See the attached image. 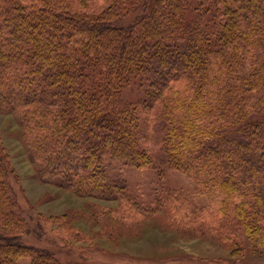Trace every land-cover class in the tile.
I'll use <instances>...</instances> for the list:
<instances>
[{"label":"trees","instance_id":"16d2710c","mask_svg":"<svg viewBox=\"0 0 264 264\" xmlns=\"http://www.w3.org/2000/svg\"><path fill=\"white\" fill-rule=\"evenodd\" d=\"M100 1L0 0V112L37 179L87 201L52 221L107 228L130 216L125 204L164 231L218 239L232 258L264 249V0ZM148 137L204 205L166 188ZM132 171L158 173L132 188ZM12 174L0 141V264H82L23 240L45 223L31 229Z\"/></svg>","mask_w":264,"mask_h":264},{"label":"rangeland","instance_id":"374dc122","mask_svg":"<svg viewBox=\"0 0 264 264\" xmlns=\"http://www.w3.org/2000/svg\"><path fill=\"white\" fill-rule=\"evenodd\" d=\"M91 1L89 9L97 11L103 7L100 0ZM141 11L142 8L137 9L125 22L132 21L136 15L142 13ZM132 95L130 89L126 90L123 93L122 101L124 103L131 102ZM151 116L150 111L145 115V119L152 125ZM150 131L143 130V138ZM0 141L11 160L13 174L10 181L20 211L29 220L31 229L36 228L39 221L45 223L41 230L42 237L37 238L36 231L35 234L25 235L23 240L28 244L56 252L62 262L72 261L82 264H234L233 262L237 263L241 256L245 260V264H264V249L252 250L245 244L244 252L238 253L232 258L230 248L218 239L164 231L153 219L136 214L129 205L125 204H123V212L130 213V216L110 222V226L107 228L100 224L92 225L88 220L81 218L70 222L65 228L52 220L57 216L66 215L69 211L84 209L86 199L79 198L69 191L44 184L37 179L34 167L23 149L20 129L16 121L12 115L1 112ZM143 144L155 156L156 167L163 168L166 188L181 189L194 203L205 204L204 197L194 194L192 180L166 167L157 141L148 137L143 140ZM155 173L158 172L132 171L126 173L124 178L134 188L138 184H147L155 177ZM145 192L144 189L142 192L144 196ZM149 198V194H146V198L142 196L143 201ZM95 202L106 207H118L117 202ZM71 227L83 232L86 235L85 238L78 240L71 237L70 229L68 230ZM101 231H109L110 237H104L100 234ZM18 264H30V261L21 259Z\"/></svg>","mask_w":264,"mask_h":264}]
</instances>
